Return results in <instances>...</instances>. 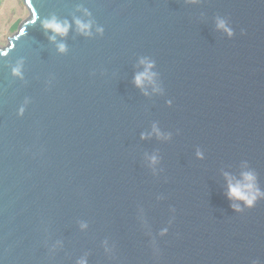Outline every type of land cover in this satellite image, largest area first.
<instances>
[{
  "label": "water",
  "instance_id": "95a60500",
  "mask_svg": "<svg viewBox=\"0 0 264 264\" xmlns=\"http://www.w3.org/2000/svg\"><path fill=\"white\" fill-rule=\"evenodd\" d=\"M23 3L0 45V264H264V198L237 211L225 177L264 189V0Z\"/></svg>",
  "mask_w": 264,
  "mask_h": 264
},
{
  "label": "clouds",
  "instance_id": "9594fccd",
  "mask_svg": "<svg viewBox=\"0 0 264 264\" xmlns=\"http://www.w3.org/2000/svg\"><path fill=\"white\" fill-rule=\"evenodd\" d=\"M75 24L77 25V28L81 33L85 35L91 34V21L85 22L77 18L75 20ZM43 27L45 29H51L53 33L60 36H66L70 30L71 24L68 21H59L56 17H53L50 20L43 21ZM217 27L227 32L229 36L234 34L233 30L223 19L218 21ZM97 31L102 32L103 29L98 28ZM50 39L56 41V35L51 36ZM58 48L62 52L66 51V45L63 43H59ZM140 63L144 66V68L143 71L137 72V74L135 75L134 83L141 88H145L146 85H155V77L157 75V73L153 71L155 62L148 58H142L140 60ZM13 73L15 75H22V68H14ZM23 111L24 109L21 108L20 113L23 114ZM153 131L156 132L157 135H161L159 129L155 126L153 128ZM146 136L147 134H142V138H146ZM197 155L201 156L202 153L198 152ZM151 160L153 163H155L157 161V157L152 156ZM225 177L227 180L226 195L230 200L234 201L232 207L237 211H242L244 207L252 208L256 205L258 200L264 198V189H261L259 187L258 176L254 171L244 170L236 176L225 173ZM239 202H242V204ZM166 232L167 229H164L163 233ZM78 264H87V262L86 260L82 259L78 262Z\"/></svg>",
  "mask_w": 264,
  "mask_h": 264
},
{
  "label": "rangeland",
  "instance_id": "374dc122",
  "mask_svg": "<svg viewBox=\"0 0 264 264\" xmlns=\"http://www.w3.org/2000/svg\"><path fill=\"white\" fill-rule=\"evenodd\" d=\"M22 2L23 0H0V45H5L8 37L16 31L17 28L11 31L13 25L28 15Z\"/></svg>",
  "mask_w": 264,
  "mask_h": 264
},
{
  "label": "trees",
  "instance_id": "16d2710c",
  "mask_svg": "<svg viewBox=\"0 0 264 264\" xmlns=\"http://www.w3.org/2000/svg\"><path fill=\"white\" fill-rule=\"evenodd\" d=\"M22 4H24L23 2H22ZM20 24V20H18V22H16L14 25H13V27L11 28V29H13V30H11L12 32L17 28V26Z\"/></svg>",
  "mask_w": 264,
  "mask_h": 264
}]
</instances>
